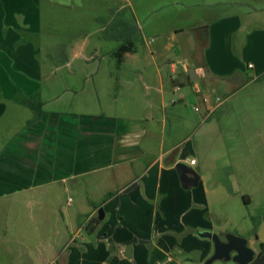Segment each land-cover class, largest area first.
Masks as SVG:
<instances>
[{"label":"crops","instance_id":"obj_1","mask_svg":"<svg viewBox=\"0 0 264 264\" xmlns=\"http://www.w3.org/2000/svg\"><path fill=\"white\" fill-rule=\"evenodd\" d=\"M183 3L182 7L193 6ZM0 11V22L3 29L12 32L14 44L0 48V199L61 181L76 186L80 201L87 203L82 210L68 212L66 241L61 245L34 243L36 252L33 256L27 253L28 264H204L212 253V243L199 237L197 230L225 233L231 228L229 232L244 236V228L229 227V221L215 225V198L225 203L238 192L225 183L213 186L206 169L208 163H244V145L238 136L245 139L241 134L246 132L237 125L236 114L240 111L255 119L261 116L258 106H253L258 105V97L250 102L239 98L234 101V110L227 111L236 92L264 76V25L255 22L254 13L249 11L245 16L227 10L195 18L190 61L183 62L178 78L164 83L159 69L151 74L152 81L157 77L160 82L156 90L159 96L140 93L141 104H122L121 100L127 99L124 85L136 97V79H132L118 83L120 94L109 93L113 102L105 103L104 108H70L71 95L66 103L62 94H67L74 83L67 81L56 85L60 91L57 95L40 97L44 112L39 120L27 124L33 111L19 100L17 88L29 96L41 94L43 86L19 68L21 50L30 41H19L21 28L18 21L8 19L2 1ZM183 32L181 26L169 32L175 43L170 47L179 55L177 41ZM197 46L202 50L200 58L196 56ZM170 67L177 70L174 64ZM189 67L196 70L193 79L200 76L209 82V91L202 93L200 86L191 84L193 79L186 82ZM218 84L226 97L210 111ZM168 89L181 92L177 98H168ZM177 162L199 173L196 187H181ZM239 195L243 204L251 203L247 194ZM100 208L102 220L97 218ZM20 243L28 247L27 242Z\"/></svg>","mask_w":264,"mask_h":264},{"label":"rangeland","instance_id":"obj_2","mask_svg":"<svg viewBox=\"0 0 264 264\" xmlns=\"http://www.w3.org/2000/svg\"><path fill=\"white\" fill-rule=\"evenodd\" d=\"M0 1L6 8L8 19L18 21L21 39L30 41L21 50L19 68L24 74L38 80L43 89L41 94L30 93L29 97L57 95L60 91L56 85L73 82L74 85L70 86L67 94H62L66 103L67 96L71 95L70 108L73 105L89 106L94 110L104 108L105 103L113 102L110 95L108 96L109 93L120 94L118 83L123 84L132 79H136V97L134 99L131 94L133 91L126 89L124 85L122 89L124 95L127 94V99L121 100L122 104H141L142 93H156L159 96L156 90L160 82L157 77L156 82L152 81L151 74H156L159 69L164 83L178 78L177 72L183 69V62L190 61L189 41L193 38L191 28L196 22L195 18L200 15L234 10L246 16L250 11L257 18L255 22L264 25V0H186L184 3L183 0ZM221 1L222 4L219 3ZM229 1L236 3H224ZM182 3L193 6L182 7ZM114 16L117 20H128L139 29L134 32V48L122 56L118 65L112 52L119 41L103 36L105 25ZM1 18L0 11V21L3 20ZM179 26L184 28L183 35L177 41L181 49L180 55L175 53V49H171L173 42L169 38V32ZM3 28V23L0 22V48L12 47V32ZM196 42L200 43L201 40ZM198 46L196 56L200 58L202 50ZM35 51L37 55L34 54ZM63 53L65 60L62 58ZM39 62L42 68L38 66ZM170 64L177 66V70L172 71ZM207 83L209 85L207 80L202 81L198 76L191 84L200 86L203 93L205 90L209 91ZM148 86L150 89L145 88ZM22 92L16 91L19 100L28 96ZM180 92H171L168 89L165 94L168 98H177ZM214 97L218 101H224L226 94L221 84L216 86ZM253 97H258V105L253 106H258L261 116L258 115L256 119L248 118L236 109L239 113L236 114L235 121L246 132L241 134L246 136L245 139L238 136L241 144L246 146L242 147L244 151L241 152L245 157L244 163H208L209 168L206 170L213 186L225 183V186L230 185L238 192L225 203H219L215 198L212 207L215 225H226L229 221V227L236 225L244 228L242 237L248 238L249 246L258 251L259 243H264V76L236 92L227 111L234 110L235 100L241 98L250 102ZM116 99L119 101L120 98ZM242 139H247L246 145ZM223 154L229 159L227 152ZM227 169L230 170L229 173ZM78 192L79 189L71 183L55 181L1 198L0 264H28L27 253L28 256L35 255L36 242L52 241L60 245L64 243L70 229L68 212L82 210L87 206L85 201H80ZM240 193L251 198L249 205L243 204ZM95 216L97 217V213ZM253 221L256 226H252ZM230 230L232 229L229 228L228 232ZM21 241L27 242L28 247H23ZM214 263L234 264L232 261Z\"/></svg>","mask_w":264,"mask_h":264},{"label":"water","instance_id":"obj_3","mask_svg":"<svg viewBox=\"0 0 264 264\" xmlns=\"http://www.w3.org/2000/svg\"><path fill=\"white\" fill-rule=\"evenodd\" d=\"M196 76L194 67L187 69L186 82ZM180 185L184 189L196 187L200 178L199 173L191 166L184 162L175 164ZM104 217L103 209L98 210V220ZM196 234L205 239H209L212 243V253L205 260L204 264H212L214 262L226 263L232 261L234 264H264V253L256 254L249 246L246 238L231 232H214L210 230H197Z\"/></svg>","mask_w":264,"mask_h":264},{"label":"trees","instance_id":"obj_4","mask_svg":"<svg viewBox=\"0 0 264 264\" xmlns=\"http://www.w3.org/2000/svg\"><path fill=\"white\" fill-rule=\"evenodd\" d=\"M248 0H245L246 2ZM138 28L133 26L129 23L128 20H117L116 16H114L104 27L103 33L104 37L108 39H116L119 41L118 46L113 50L112 55L116 58L117 65L120 64V60L122 56L131 48H134L135 44V36L134 32ZM139 30V29H138ZM141 37L142 34L140 33ZM19 41H23L20 39ZM65 55L63 53L62 58L65 60ZM61 60V61H63ZM18 92H22V90L18 87ZM23 93V92H22ZM22 102L29 107L33 111V116L27 121V124H32L39 120L43 114V101L40 97L32 98L29 96H25L22 99ZM246 198V196L244 197ZM245 204L248 202L245 201ZM95 222H98L97 218H94ZM253 225L256 226V222L253 221ZM260 253H264V244L259 243V250Z\"/></svg>","mask_w":264,"mask_h":264},{"label":"built area","instance_id":"obj_5","mask_svg":"<svg viewBox=\"0 0 264 264\" xmlns=\"http://www.w3.org/2000/svg\"><path fill=\"white\" fill-rule=\"evenodd\" d=\"M249 66H250V65H249ZM199 73H200L202 76H204V72H203V70H201ZM202 100L205 102V101H207V98L204 97ZM220 103H221V101H218V98H216V102H215V104L213 105V107L210 108V111H212V109H214L215 107H217ZM194 110H198V107H197V106H194ZM194 162H195L194 159H191V160H190V164H193Z\"/></svg>","mask_w":264,"mask_h":264},{"label":"flooded vegetation","instance_id":"obj_6","mask_svg":"<svg viewBox=\"0 0 264 264\" xmlns=\"http://www.w3.org/2000/svg\"><path fill=\"white\" fill-rule=\"evenodd\" d=\"M255 253H256V254H262V253H260L259 251H255Z\"/></svg>","mask_w":264,"mask_h":264}]
</instances>
